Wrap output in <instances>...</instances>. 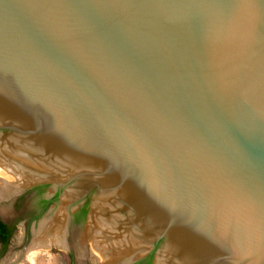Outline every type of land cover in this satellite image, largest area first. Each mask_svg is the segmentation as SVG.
<instances>
[{
  "label": "water",
  "instance_id": "obj_1",
  "mask_svg": "<svg viewBox=\"0 0 264 264\" xmlns=\"http://www.w3.org/2000/svg\"><path fill=\"white\" fill-rule=\"evenodd\" d=\"M0 155L118 264H264V0H0Z\"/></svg>",
  "mask_w": 264,
  "mask_h": 264
},
{
  "label": "rangeland",
  "instance_id": "obj_2",
  "mask_svg": "<svg viewBox=\"0 0 264 264\" xmlns=\"http://www.w3.org/2000/svg\"><path fill=\"white\" fill-rule=\"evenodd\" d=\"M37 186H41L39 182L16 190L28 191ZM16 190L7 193L2 198L0 197V219L3 222L13 223L17 220L20 222L35 208L33 195L27 197L25 201L18 202L19 195H15ZM46 193L47 191L44 190L43 195L45 196ZM53 206L55 207L53 212L48 214L50 217L61 207L57 201ZM46 213L39 221L45 217ZM65 213L67 215V211ZM33 225H31L30 234L26 238L21 223L17 224L8 245L5 248L0 245V264H28L24 259H26V251L33 238ZM85 233V229L79 223H69L66 249L50 247L46 250L38 251L37 259L35 258L37 262L34 261V264H95L94 256L98 254V252L96 253L97 249L94 245L95 240L90 235H85Z\"/></svg>",
  "mask_w": 264,
  "mask_h": 264
},
{
  "label": "bare ground",
  "instance_id": "obj_3",
  "mask_svg": "<svg viewBox=\"0 0 264 264\" xmlns=\"http://www.w3.org/2000/svg\"><path fill=\"white\" fill-rule=\"evenodd\" d=\"M33 183H38V181L0 155L1 198L13 190ZM17 191L19 190H16V192ZM65 211L66 210L61 206L52 217L44 221L38 230L34 232L32 241L26 251V259H24L26 263L34 264V261L37 259L36 256L38 251L46 250L50 247H59L61 249L66 247L67 227ZM85 235L88 236L89 234L86 232ZM94 245L97 249L96 253L98 252V254L94 256L95 264H118L96 241Z\"/></svg>",
  "mask_w": 264,
  "mask_h": 264
},
{
  "label": "flooded vegetation",
  "instance_id": "obj_4",
  "mask_svg": "<svg viewBox=\"0 0 264 264\" xmlns=\"http://www.w3.org/2000/svg\"><path fill=\"white\" fill-rule=\"evenodd\" d=\"M45 186H37L34 187L23 194L18 196V202L25 201L27 197L34 196V201H35V208L31 210L27 215L26 218L23 219L22 221H15L13 223H6L3 222L0 219V222L6 226L7 231H11V237L17 227V224L21 223L24 232H25V237L27 238L30 234V228L32 224H36L39 219L50 209L51 206H53L58 199L59 192H55L51 197L46 198L43 195V192L45 190ZM87 209V204H84L82 207H80L77 211L71 214L70 216V223L71 224H76V223H81L82 221L77 220V215L80 214L81 210L83 208ZM87 215V213H86ZM85 215V217H86ZM84 217V219H85ZM84 221V220H83ZM11 239V238H10ZM66 243H67V237H66ZM1 245V244H0ZM151 256V257H150ZM152 259V255H149L146 259L136 263V264H146L150 258Z\"/></svg>",
  "mask_w": 264,
  "mask_h": 264
},
{
  "label": "trees",
  "instance_id": "obj_5",
  "mask_svg": "<svg viewBox=\"0 0 264 264\" xmlns=\"http://www.w3.org/2000/svg\"><path fill=\"white\" fill-rule=\"evenodd\" d=\"M86 213H87V209L85 207L81 210L80 214L77 215V220L83 221ZM10 238H11V231H7L6 226L0 222V244L1 246L5 248L8 245ZM151 260L152 259L150 258L146 264H150Z\"/></svg>",
  "mask_w": 264,
  "mask_h": 264
}]
</instances>
